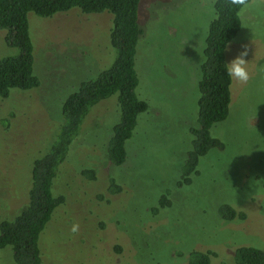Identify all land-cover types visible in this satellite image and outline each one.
<instances>
[{
    "label": "rangeland",
    "instance_id": "374dc122",
    "mask_svg": "<svg viewBox=\"0 0 264 264\" xmlns=\"http://www.w3.org/2000/svg\"><path fill=\"white\" fill-rule=\"evenodd\" d=\"M214 3L142 0L137 94L148 111L126 142L125 163L113 166L108 146L121 120L119 93L90 110L53 183L65 203L41 234L42 264H188L194 250L215 252L211 264H234L237 249H264V0L241 10V30L226 49L228 63L247 47L249 79H233L229 116L212 129L223 148H212L191 184L178 187L193 146L191 130L199 127ZM111 20L107 12L84 15L78 9L51 19L29 14L40 85L12 89L0 99V224L27 208L33 164L64 124V103L113 65ZM5 34L0 30V59L18 54ZM87 170L95 172L94 180L82 174ZM112 179L121 192L109 191ZM165 194L172 205L155 215ZM224 206L246 218L223 219ZM0 264H15L11 247L0 250Z\"/></svg>",
    "mask_w": 264,
    "mask_h": 264
},
{
    "label": "trees",
    "instance_id": "16d2710c",
    "mask_svg": "<svg viewBox=\"0 0 264 264\" xmlns=\"http://www.w3.org/2000/svg\"><path fill=\"white\" fill-rule=\"evenodd\" d=\"M252 0H245L246 4ZM142 0H0V30L5 31L8 46L18 49V54L0 59V99L10 96L12 89L33 90L40 85L34 73V45L30 36L29 14L51 19L58 14L78 9L84 15H111L107 32L116 59L111 67L97 78L83 82L63 106L64 124L51 148L37 159L32 168L31 188L27 208L14 221L0 224V250L11 247L15 264H42L41 234L49 224L56 209L65 203V197L55 196L53 183L59 167L66 160L73 140L80 133L90 110L100 101L119 93L121 120L114 127L108 146V158L113 166H121L127 159L126 142L133 137L138 116L148 111V103L137 94L139 77L136 70L138 43L144 31L139 9ZM215 18L210 23L204 49L202 78L199 83V127L191 130L193 146L188 153L183 175L178 187L191 184V176L198 175L199 160L212 148H223L222 142L212 135L216 124L229 116L232 101V83L224 69L226 49L241 30L242 7L232 0H215ZM94 180L95 172L82 173ZM112 194L121 187L112 179ZM172 205L169 194L153 209ZM221 217L227 221L244 220L246 215L235 208L224 206ZM234 264H264V249L241 247L234 252ZM217 254L213 251H192L188 264H211Z\"/></svg>",
    "mask_w": 264,
    "mask_h": 264
},
{
    "label": "clouds",
    "instance_id": "9594fccd",
    "mask_svg": "<svg viewBox=\"0 0 264 264\" xmlns=\"http://www.w3.org/2000/svg\"><path fill=\"white\" fill-rule=\"evenodd\" d=\"M233 4L240 5L242 9H246L248 5L245 0H232ZM248 55L247 47L239 53V55L232 59L230 62L224 64L225 73L229 78L235 79L240 82H247L249 79V72L247 68L248 62L244 59ZM260 71H264V65H261ZM78 225L73 224L71 231L76 232Z\"/></svg>",
    "mask_w": 264,
    "mask_h": 264
}]
</instances>
